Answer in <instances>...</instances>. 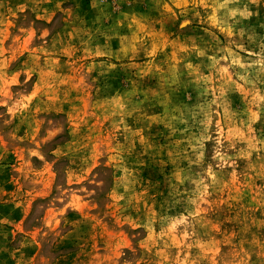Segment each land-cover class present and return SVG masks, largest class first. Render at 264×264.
Wrapping results in <instances>:
<instances>
[{
	"label": "rangeland",
	"instance_id": "rangeland-1",
	"mask_svg": "<svg viewBox=\"0 0 264 264\" xmlns=\"http://www.w3.org/2000/svg\"><path fill=\"white\" fill-rule=\"evenodd\" d=\"M0 264H264V0H0Z\"/></svg>",
	"mask_w": 264,
	"mask_h": 264
}]
</instances>
